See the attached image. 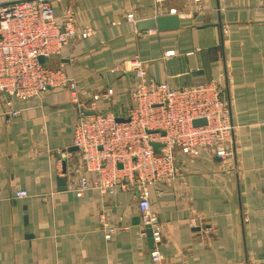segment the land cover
Masks as SVG:
<instances>
[{
  "label": "crops",
  "instance_id": "0c3cea01",
  "mask_svg": "<svg viewBox=\"0 0 264 264\" xmlns=\"http://www.w3.org/2000/svg\"><path fill=\"white\" fill-rule=\"evenodd\" d=\"M50 1L55 17L72 15L77 29H91L47 60L73 77L86 111L92 94L111 87L98 106L123 114L133 57L171 87L216 79L234 154L224 161L206 150L176 153L175 174L149 185L161 232L149 244L134 188L108 193L87 173L90 187L75 195L85 168L70 150L80 108L70 90L14 101L18 114L9 120L0 93V264H264V0ZM130 12L137 20L176 12L190 24L138 30ZM17 189L27 195L16 198ZM107 225L115 226L110 239Z\"/></svg>",
  "mask_w": 264,
  "mask_h": 264
},
{
  "label": "built area",
  "instance_id": "2783aa9c",
  "mask_svg": "<svg viewBox=\"0 0 264 264\" xmlns=\"http://www.w3.org/2000/svg\"><path fill=\"white\" fill-rule=\"evenodd\" d=\"M126 18L131 22L137 20L132 12ZM90 32L89 27L77 29L72 15L55 17L50 0H0V93L6 98V114L8 118L18 114L12 107L14 101L38 98L53 88L69 89L72 99L80 106L72 145L77 148L85 168L78 176L75 195L81 196L90 187L87 173L96 175L94 184L105 192L117 185L118 174L122 178L129 175L131 186L137 191L142 221L150 224L156 244L161 240V232L156 216L151 213L149 191L143 184L161 175H173L174 146L186 155H197L201 148L208 147L219 158L228 156L226 143L231 142L232 127L225 88L216 79L171 87L148 75L142 62L133 57L127 61L134 81L130 103L123 114L115 115L98 106V101H106L112 95L111 87L92 94L90 111H86L84 102L78 99L73 77L59 67H50L47 60L60 55L72 38H85ZM170 53L173 51L166 52ZM202 118L206 123L193 124ZM151 123L154 128L149 126ZM154 142L160 144L158 151L153 147ZM135 177L140 184L133 183ZM121 186H128V181ZM26 194L24 189L14 192L16 198ZM114 229L105 227L104 237L110 239ZM150 256L153 262H159L156 247Z\"/></svg>",
  "mask_w": 264,
  "mask_h": 264
},
{
  "label": "water",
  "instance_id": "95a60500",
  "mask_svg": "<svg viewBox=\"0 0 264 264\" xmlns=\"http://www.w3.org/2000/svg\"><path fill=\"white\" fill-rule=\"evenodd\" d=\"M190 24L189 18H182L179 16L176 12H170L167 14L157 15L154 17H147V18H141L135 21V27L138 30H146V29H157V30H169V29H176L180 26H185ZM39 61L43 62V57L39 56ZM89 113H92L89 112ZM206 123V120L204 118L202 119H196L193 121L194 125H200ZM160 146L159 143L154 142L153 147L156 151H158V147ZM77 148L75 146H72L70 150H76ZM121 164H118V167H120ZM60 184L64 185V180H61L59 182ZM63 189V188H62ZM145 232L148 238L149 244L153 243L152 239V231L150 224L145 225Z\"/></svg>",
  "mask_w": 264,
  "mask_h": 264
},
{
  "label": "rangeland",
  "instance_id": "374dc122",
  "mask_svg": "<svg viewBox=\"0 0 264 264\" xmlns=\"http://www.w3.org/2000/svg\"><path fill=\"white\" fill-rule=\"evenodd\" d=\"M213 80H215V79H213ZM213 80H211V81H213ZM216 81V80H215ZM199 83V82H198ZM221 84V86L223 87V88H225L224 86H223V84H222V82L220 83ZM77 93H78V91H77ZM226 108H227V111H228V115H229V109H228V107L226 106ZM8 120H9V118H7ZM229 119H230V115H229ZM231 122V121H230ZM76 124V123H75ZM150 127H152V128H154V124H150L149 125ZM74 127H75V125H74ZM231 127H232V124H231ZM73 134H74V130H73ZM155 136H157V135H155ZM232 141V140H231ZM231 143L232 142H227L226 143V148L228 147V151H229V154H228V156L227 157H224V158H219L220 160H224V161H227V160H229L230 158H231V156H233V154H234V152H233V148H232V145H231ZM228 144V145H227ZM173 149H174V152H173V155H172V162H173V165H174V174H175V172H176V168H177V165H176V163H175V158H176V153H178V152H180L181 154H183L180 150H179V148L178 147H176V146H174L173 147ZM202 150H206V151H209L210 152V154H213V155H215V152H214V150L212 149V148H208V147H204V148H201L200 150H199V153L197 154V155H199L200 154V152L202 151ZM183 155H185V156H191V157H195V156H197V155H192V154H188V155H186V154H183ZM216 156V155H215ZM110 162H111V160H110ZM126 172H128V171H126ZM118 173H120V172H118ZM121 174V173H120ZM173 174V173H172ZM125 175H123V178L121 177V175H119L118 174V177H116L115 178V182H117V185L113 188V190L112 191H110V192H108V193H112L113 191H114V189H116V188H119V189H124V190H127V189H131L132 188V186H131V183H130V177H129V175H127L126 177H124ZM170 176H169V174H165V175H161V176H159V177H157L156 179H154V181H152V182H148V181H146V182H144L145 184H143V186H145V187H143V188H146L148 191H149V185L151 184V183H154L155 181H158V180H160V179H164V178H169ZM126 178L128 179V180H126ZM127 181H128V186H124V187H122L121 185H122V183H124V184H127ZM133 183H135L136 185H138V184H140V181H138V179H137V177H135V178H133ZM18 190V189H17ZM27 192V191H26ZM107 192V191H106ZM27 195V194H26ZM25 195V196H26ZM150 208H151V206H150ZM140 211V210H139ZM151 213L152 214H154L153 213V211L151 210ZM140 214H141V212H140ZM155 215V214H154ZM141 222H142V224L143 225H145L144 223H143V221H142V217H141ZM156 224H157V222H156ZM107 226H110V227H114L115 228V226L114 225H107ZM106 226V227H107ZM144 228H145V226H144ZM157 228H158V226H157ZM159 229V228H158ZM160 230V229H159Z\"/></svg>",
  "mask_w": 264,
  "mask_h": 264
}]
</instances>
